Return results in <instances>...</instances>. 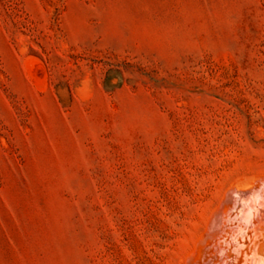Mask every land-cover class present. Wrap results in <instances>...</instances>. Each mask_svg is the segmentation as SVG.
I'll return each mask as SVG.
<instances>
[{"label":"rangeland","instance_id":"1","mask_svg":"<svg viewBox=\"0 0 264 264\" xmlns=\"http://www.w3.org/2000/svg\"><path fill=\"white\" fill-rule=\"evenodd\" d=\"M0 264H264V0H0Z\"/></svg>","mask_w":264,"mask_h":264}]
</instances>
